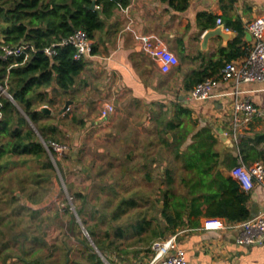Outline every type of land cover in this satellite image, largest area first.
I'll return each instance as SVG.
<instances>
[{
    "label": "trees",
    "instance_id": "16d2710c",
    "mask_svg": "<svg viewBox=\"0 0 264 264\" xmlns=\"http://www.w3.org/2000/svg\"><path fill=\"white\" fill-rule=\"evenodd\" d=\"M162 1L168 2L177 11H183L190 0ZM228 1L232 3L234 0ZM94 2L98 8L91 9ZM119 2L120 0H0V172L9 165L8 160H4L6 154L37 157L45 152L43 142L57 138L56 134L61 132L58 125L47 121L51 117L39 108L42 105H56V97L68 93L73 88L85 66L84 61L74 58L75 48L72 45L56 46V54L52 58H49L43 49L59 43L78 29H83L90 38H94L98 33L102 35L107 20ZM223 9L225 12V8ZM202 16L207 19L205 26L213 28L211 21L215 16L202 13L198 18ZM225 26L237 34L228 47L219 48V53L226 58L224 61H211L210 64L216 67L214 72H196L190 84H186L187 90L217 73L225 62L246 54V49L240 45V37L245 34L240 19L232 21L231 17H227ZM22 42L34 48L27 52L26 59L24 55L4 56V47H15ZM94 52L93 46L92 53ZM48 89H51L50 93ZM183 116L186 121L180 120ZM43 120H46V123H42ZM165 120L164 115V118L159 120V128L161 132H171L172 139L169 140L165 136L160 137V141L164 147L173 148L174 159L179 161L181 173L177 185L181 190H175L172 169L163 168L161 174H164L165 180L161 185L166 187L158 188V200L164 205L156 217L157 225L152 232L154 238L173 234L185 225L197 226L201 217L220 218L229 224H239L250 218L247 206L249 192L243 191L238 182L225 175L222 169L230 170L239 161L245 165L255 162L264 164V148L260 145L263 136H250L243 132L222 155L217 149L219 139L213 127L206 124L196 129V124L191 121L189 109L179 106L174 117L166 123ZM28 122L34 125L37 136L34 129L26 127ZM189 135H192V142L182 149ZM7 138L8 140L2 143V139ZM231 151H236L238 156H232ZM127 159H130V155H127ZM145 178L148 180L149 175L146 174ZM78 196H81V193H78ZM134 205L133 199L122 200L113 218H118L125 208ZM77 213L80 215V210ZM148 225L147 221L138 223L134 227L136 233L141 234ZM90 235L94 236V233ZM116 235L122 236L123 233L119 231ZM33 242L37 244L39 239L34 237ZM93 243L112 264L113 261L107 255L114 253V248L117 247L96 240ZM18 244V249L13 252L18 264H55L47 263L46 258L42 257V246L27 248L25 243ZM2 248L7 252L13 251L7 243L3 244ZM87 251L91 264H105L90 244ZM62 264H68V261Z\"/></svg>",
    "mask_w": 264,
    "mask_h": 264
},
{
    "label": "crops",
    "instance_id": "0c3cea01",
    "mask_svg": "<svg viewBox=\"0 0 264 264\" xmlns=\"http://www.w3.org/2000/svg\"><path fill=\"white\" fill-rule=\"evenodd\" d=\"M202 13L215 16L211 21L213 28L205 26V16L198 18ZM227 17H231L232 21L240 19L242 22L245 34L240 37V45L247 49L252 44V37L247 32L246 25L256 18L264 19V0H234L232 3L228 0H190L183 11L175 10L162 0H120L107 20L103 34H96L92 38L95 52L82 60L85 66L75 85L68 93L56 97V105L62 103L60 111L66 101H71L68 110L60 116L71 119L75 115H81L83 121L89 120L90 134L109 130L118 118L116 111L123 108L133 112V116L135 112H142L143 120H146L144 126L151 121L159 127V120L168 113L165 123L168 122L180 106L189 109L196 129L206 124L213 127L219 139L217 149L222 155L225 154L231 146L223 142L220 136L223 131L229 138L232 101L236 97L264 107V81L235 85L232 81H223L219 77L215 93H232L236 90L237 95L213 96L204 101L192 99L189 93L194 86L188 90L185 86L190 84L196 72H214L216 67L210 63L219 59L224 61L226 58L219 53V48L228 47L237 36L225 26ZM217 18H221L224 26L232 33L231 38L224 40L213 37L206 48L202 49V35L219 26ZM148 36L160 39L175 56L177 63L169 72L163 73L159 63L145 52L143 38ZM219 71L212 76H216ZM47 91L50 93L51 89ZM106 103L113 104L115 109L106 120L101 121L99 114ZM120 114L122 118L127 116L122 111ZM180 120L187 119L183 116ZM243 132L250 136L261 134L263 140L260 145L264 148V120H252L242 127L240 134ZM168 133L171 135V132ZM191 136H188L182 149L192 142ZM230 153L234 157L238 156L236 151ZM143 165L140 158V171ZM152 165L155 166L156 161H152ZM222 172L231 176L228 169L223 168ZM249 194L247 206L252 217L264 211V186L256 185ZM211 219H219L226 226L206 229L204 224L210 219L201 217L197 226L185 225L175 232L189 264H264V244L248 247L238 245L237 227H227L233 224L224 219ZM150 256L151 250L140 252L137 256L121 260V263L147 264Z\"/></svg>",
    "mask_w": 264,
    "mask_h": 264
},
{
    "label": "rangeland",
    "instance_id": "374dc122",
    "mask_svg": "<svg viewBox=\"0 0 264 264\" xmlns=\"http://www.w3.org/2000/svg\"><path fill=\"white\" fill-rule=\"evenodd\" d=\"M42 107L51 110L47 121L57 124L61 131L53 141L66 144L70 153L5 155L9 165L0 172V264H18L13 254L18 243H25L27 248L42 246V257L55 264L66 260L68 264H91L87 247L94 240L117 247L107 255L112 264H123L121 260L150 251L157 239L152 234L156 217L164 205L158 200V188L166 187L161 185L165 180L163 167L172 169L175 190H181L177 185L179 161L174 159L173 148L164 147L160 141L170 133L161 132L151 121L144 126L146 120L139 109L141 114L135 112V116L124 108L118 110L109 130L89 134V120L83 121L81 115L71 119L55 116L61 102L39 109ZM120 111L127 116L122 118ZM26 127L34 129L30 122ZM7 140L2 139V143ZM140 158L144 163L141 171ZM152 161H156L155 166ZM127 199H133L135 205L114 219L118 205ZM73 210L81 214L76 217ZM145 221L149 225L137 234L134 227ZM119 231L122 236L116 235ZM34 237L39 243L33 242ZM5 243L13 251H4Z\"/></svg>",
    "mask_w": 264,
    "mask_h": 264
},
{
    "label": "built area",
    "instance_id": "2783aa9c",
    "mask_svg": "<svg viewBox=\"0 0 264 264\" xmlns=\"http://www.w3.org/2000/svg\"><path fill=\"white\" fill-rule=\"evenodd\" d=\"M98 8V6H95ZM217 25L222 26L223 30L229 32L224 26L221 18H217ZM129 28V27H128ZM247 32L252 37V44L246 49V54L238 59L225 62L216 76L205 78L197 83L190 91L189 95L195 100H207L213 96L226 97L228 95H237V91L232 93H215L218 78L223 81H232L235 85L241 83L264 81V19L256 18L246 25ZM72 45L75 48L74 58L83 60L92 55L94 46L93 39L83 29L75 30L69 37L59 43L52 44L43 49V52L52 58L56 54V46ZM143 48L145 52L159 63L160 70L167 73L176 65L175 56L169 52L165 44L154 36L143 38ZM4 56L18 57L24 55L26 59L29 50H34L29 44L22 42L15 47H4ZM115 107L113 104L103 105L99 118L106 120ZM254 119L264 120V107L252 104L249 100H239L234 98L231 103V128L229 139L234 143L244 125H247ZM46 152L53 155L63 156L70 153L66 144L57 141L43 142ZM230 175L233 177L241 189L245 192L251 191L256 185L264 186V165L261 162H255L245 165L239 161L230 169ZM221 220L210 219L204 224L206 229H215L224 227ZM227 227H237L239 234L236 237V243L241 246H253L264 244V211L254 215L247 220ZM178 234H170L167 237L154 240L150 246L151 256L147 264H189L186 259L185 250L179 246Z\"/></svg>",
    "mask_w": 264,
    "mask_h": 264
},
{
    "label": "water",
    "instance_id": "95a60500",
    "mask_svg": "<svg viewBox=\"0 0 264 264\" xmlns=\"http://www.w3.org/2000/svg\"><path fill=\"white\" fill-rule=\"evenodd\" d=\"M90 8L91 9H95V2L92 4V6ZM231 35H232V33L231 32L224 31L223 28H222V26H217L214 29L205 31L203 33V35H202V44H201L202 49H205L206 48L208 41L211 38H213V37H221L222 39L227 40V39L231 38ZM70 102L71 101H66L63 109L61 111H59V113H56L55 116L59 117L60 115L64 114L68 110L69 105H70ZM41 110L43 112H46L48 115L51 114V110L49 108H47V107H42ZM220 137H221V139H222L223 142H225L226 144H229L231 147L233 146V142L231 141V139L227 138V136L225 135V133H223V131H221V136ZM168 138L169 139H172L171 135H168ZM75 156H76V154L73 153L72 154V158H75ZM73 212H74V215L76 217H78L77 212H75V210H73ZM84 231H85V229H84ZM91 244H92L93 248L101 256V258L103 259V261H105L106 263H108L107 262V259L99 252V250L97 249L96 245L93 242Z\"/></svg>",
    "mask_w": 264,
    "mask_h": 264
}]
</instances>
